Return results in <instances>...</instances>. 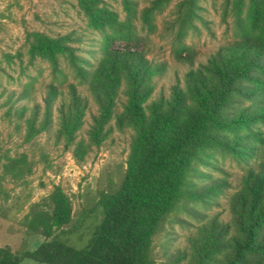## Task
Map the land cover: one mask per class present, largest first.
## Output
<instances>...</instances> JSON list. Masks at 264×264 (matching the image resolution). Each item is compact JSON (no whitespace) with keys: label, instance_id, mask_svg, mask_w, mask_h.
<instances>
[{"label":"trees","instance_id":"obj_1","mask_svg":"<svg viewBox=\"0 0 264 264\" xmlns=\"http://www.w3.org/2000/svg\"><path fill=\"white\" fill-rule=\"evenodd\" d=\"M99 1L82 0L103 36L95 63L76 52L70 36L31 34L32 58L48 59L58 72L65 60L80 84H49L41 102L26 90L17 101L30 97L33 103L20 106L18 114L28 123V140L56 124L58 141L76 145L80 161L114 131L130 132L127 172L118 189L101 195L105 216L84 249L58 238L22 255L0 247V264L25 259L40 264H156L153 239L179 203L205 202L230 186L227 179L197 182L205 174L198 164H206L210 150L230 153L243 173L230 199L231 219L215 217L200 226L183 258L187 264H264V0H234L238 38L206 61L196 64L191 52L178 53L176 60L188 67L169 93L158 92L167 62L152 61L130 45L138 42L137 22L154 30L156 15L172 0H150L141 11L134 0H126L124 19L102 13ZM200 9V0L177 5L179 40L196 27ZM120 40L127 42L125 49L113 46ZM89 114V142H76ZM72 215L70 198L57 187L21 224L50 238Z\"/></svg>","mask_w":264,"mask_h":264},{"label":"rangeland","instance_id":"obj_2","mask_svg":"<svg viewBox=\"0 0 264 264\" xmlns=\"http://www.w3.org/2000/svg\"><path fill=\"white\" fill-rule=\"evenodd\" d=\"M125 1L100 0L98 7L102 13L114 12L124 19ZM134 1L140 11L150 2ZM181 1L172 0L156 15L152 31L138 21V42L130 45L144 50L152 61L167 62L168 71L159 80L158 92L164 89L169 93L171 85L183 78L188 66L176 60L178 53L191 52L198 64L226 42L238 38L234 0H200L196 27L179 40L176 9ZM35 32L55 38L70 36V45L91 63L96 62L97 49L103 41L82 0H0V247H10L20 255L54 238L78 250L89 244L105 216L100 197L119 188L128 169L132 140L130 132L116 130L101 146H92L85 160L80 161L74 155L76 145L67 147L64 140L58 141L56 124L52 131L27 139L28 123L18 114V108L33 102L30 97L17 101L22 93L28 90L31 97L41 102L49 84L64 88L71 83L80 84L65 60L58 72L48 59L32 58L31 34ZM113 46L125 49L127 42L120 40ZM79 87L85 90L84 86ZM90 122L89 114L76 142H89ZM206 159V164H198L205 173L204 180L197 182L203 185L227 179L230 186L205 202L179 203L153 239L156 264H187L183 255L190 252L189 238L198 228L215 217L231 219L230 199L243 173L242 165L222 150L208 151ZM57 187L72 202L71 222L54 230L50 238L28 232L22 221L35 204H45ZM21 264L40 263L25 259Z\"/></svg>","mask_w":264,"mask_h":264}]
</instances>
